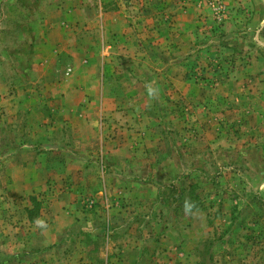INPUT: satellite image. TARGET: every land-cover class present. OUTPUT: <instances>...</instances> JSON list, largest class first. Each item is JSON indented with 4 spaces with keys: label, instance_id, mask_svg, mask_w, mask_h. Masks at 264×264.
Returning a JSON list of instances; mask_svg holds the SVG:
<instances>
[{
    "label": "rangeland",
    "instance_id": "obj_1",
    "mask_svg": "<svg viewBox=\"0 0 264 264\" xmlns=\"http://www.w3.org/2000/svg\"><path fill=\"white\" fill-rule=\"evenodd\" d=\"M90 65L82 139L61 111ZM55 246L264 264V0H0V264Z\"/></svg>",
    "mask_w": 264,
    "mask_h": 264
},
{
    "label": "crops",
    "instance_id": "obj_2",
    "mask_svg": "<svg viewBox=\"0 0 264 264\" xmlns=\"http://www.w3.org/2000/svg\"><path fill=\"white\" fill-rule=\"evenodd\" d=\"M78 65H80L79 61H78ZM91 65L89 69H87V75L85 76V78H83L82 75L79 74L78 67H77V71L74 72L75 75L72 77L70 83H68V89L65 91L66 93L64 96V101H63L62 111H61L62 115L64 116V119H68L70 121V124L73 125L74 130L76 131V136L82 139H85L86 137H90L94 131L93 125L89 118H91L93 116V113H95V106H92V105L79 106V104L75 106L73 105L72 99H77L78 101L81 102L79 93H95L94 90H95V87H97V85H95V81L97 80V73H96L95 68H93V66ZM101 82H102V79H101ZM67 101H68V105H66ZM70 101H72L71 105L69 104ZM66 241L67 240L63 238L58 239V236H57L56 239L53 241V243L59 244L60 242H63L62 245H64ZM54 248L56 251V256L62 259L61 260L62 264H101V263H96L92 261L88 252L84 253L85 255L83 257L82 256L78 257L79 259L78 263L71 262L69 260L70 257L65 256L64 253L62 254V256L59 254V251H60L59 247L55 246ZM103 254L105 256L104 264H108L109 255L108 253L107 254L103 253Z\"/></svg>",
    "mask_w": 264,
    "mask_h": 264
}]
</instances>
